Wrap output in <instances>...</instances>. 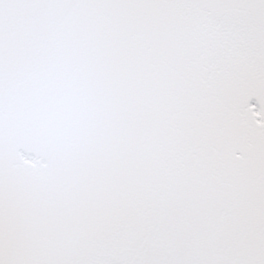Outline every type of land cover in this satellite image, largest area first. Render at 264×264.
I'll return each mask as SVG.
<instances>
[{
  "label": "snow or ice",
  "instance_id": "6c2138e0",
  "mask_svg": "<svg viewBox=\"0 0 264 264\" xmlns=\"http://www.w3.org/2000/svg\"><path fill=\"white\" fill-rule=\"evenodd\" d=\"M0 264H264V0H0Z\"/></svg>",
  "mask_w": 264,
  "mask_h": 264
}]
</instances>
